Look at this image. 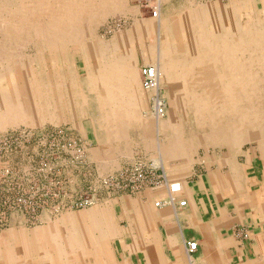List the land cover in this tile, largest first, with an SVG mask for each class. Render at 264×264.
Returning a JSON list of instances; mask_svg holds the SVG:
<instances>
[{
  "label": "rangeland",
  "instance_id": "obj_1",
  "mask_svg": "<svg viewBox=\"0 0 264 264\" xmlns=\"http://www.w3.org/2000/svg\"><path fill=\"white\" fill-rule=\"evenodd\" d=\"M8 1L11 2L8 4L11 5V8L19 6L17 1L20 0ZM16 3L17 7H14ZM124 5L126 6L118 7V10L111 7L109 12H107L108 9L106 10L105 14L102 12L101 15L99 13L86 19L84 28L74 29V32L71 30L69 35H66L64 50H61L57 55L53 54L49 59L45 57L30 63V68L35 69L39 74L38 81L42 84L46 97L43 103L40 102L42 112H38L40 116L42 115L41 117H37L36 114L32 121L16 120L13 123L0 126V238H8L11 232L19 229L25 230L27 233L34 232L35 229L47 225L48 222L54 221L66 212L79 214L78 212L83 213L96 209L97 212L94 211L96 214L93 218L97 219V222H102L103 219L107 231L121 229V225L124 224L120 212L121 201L139 195L146 189H152L147 187L135 192L127 188L129 178L135 169L157 168L160 170L162 168L164 170L167 168V163H162V161L164 162L165 156L176 148H182L191 153L194 157L193 161L196 163L229 155L235 158L234 156L247 149L251 152V156H255V149L263 145L264 140L258 137L244 140L239 142L240 144L235 143L236 140H230L229 145L218 140L215 141L213 137L220 131L217 132L218 123L216 124L213 118H215V113H220L217 118V122L220 119L218 126L227 122V117H225L227 116V93L224 91L226 86L224 84L227 83L225 75L228 74V78H230L232 70L231 66L225 69L224 63H222L224 52L220 47H223V43L226 42L224 37L230 35V43L242 47L243 51L248 45L246 46V43H242V41L252 37L249 45L253 48L257 43L255 36L257 39L262 38L264 33V0H125ZM0 8H2V4H0ZM154 8L157 9L156 16L153 15ZM215 12H220L218 21L215 18ZM190 14H193V17ZM194 15L199 21L193 19ZM227 20L229 25L231 24L230 28L232 26L231 32L233 33L226 34L224 32L223 25ZM43 21L46 20L43 19ZM245 26H250V29H253L252 31L246 30L248 31L247 35L242 33ZM142 27L145 29H142L144 32L141 35L138 31ZM131 29H134V35H128L121 43L122 41L118 37L124 36ZM73 33L77 35L76 38ZM245 36L248 38H244ZM234 37L236 39L241 37V39L236 40ZM78 40L85 41V43L80 45ZM216 40L218 43L215 42ZM220 40L222 44H220ZM168 42L172 47L176 46L175 49H167V51L162 49L163 45H169ZM204 43H207V47ZM212 43L219 45V57H217L218 55L214 56L217 57V62L214 58L211 61L213 55L209 48ZM181 44L188 48L196 47V44L202 47L196 50L197 60L200 56H204L200 58L202 64L199 65L196 59H192V57L195 58V54L191 55L195 51L194 49L181 50L178 48ZM29 46L28 53L35 54L37 51L31 44ZM37 46L40 50L38 52L40 57L42 54H47L42 51L40 43ZM260 47L262 46L260 45L257 51L251 49L253 51L246 50L248 52L243 53L238 48L234 52L237 57L238 70L240 71V62H244L246 66L243 68L247 73V79L255 81L260 89L253 94L255 95L253 99L244 101L238 99L240 107L236 110L243 111L245 108L251 111L252 109H247V105H255V103H260L257 104L260 107L264 105V65L256 62L262 56L264 57V52L260 51ZM14 49V54L19 55L20 49L17 47ZM117 49H121V51H117ZM200 50L202 55L198 52ZM163 53H165L164 60L171 62L167 67L169 68L167 70L169 77L162 72L159 86L158 84L157 87L153 86V90L145 88L139 77V87L144 93L143 99L131 92V100H122L123 103L127 102L129 106L134 107L133 111L136 112L133 114L131 113L133 111L128 110L130 113L125 114L129 119L128 122L121 120L117 117L121 115L119 112L123 111H119L117 108L120 100L115 101L117 99H114V94L105 95L103 93L104 87L100 85L102 82H99V79L103 77L99 71L107 72L110 78L112 72L110 67L112 65L116 72L117 63L119 67H122L123 78L127 82L125 72L126 68L129 69L130 62L137 67L139 76V70L142 67L154 66L152 65L154 63L156 65V60L148 59L149 55L155 54L154 57L159 60L163 59ZM247 62L249 67H247ZM201 67L206 70L201 71L203 74L201 79L197 77L195 80ZM95 69L98 74L95 73ZM192 74L196 76L194 77ZM187 75L192 78V81ZM219 78L224 79L220 80ZM115 83L112 85L114 88L117 86ZM197 84L198 86H196ZM53 86L54 88H52ZM212 88L216 90V93L214 89L211 90ZM216 88H220L218 90L221 93ZM229 88L231 89V82H229ZM155 95H160L165 104V114L159 119L154 118L155 116L151 114ZM198 102L204 106L200 107ZM135 114L138 116L135 117ZM169 115L170 117L174 115L171 120ZM196 117L198 118L197 122L199 121L198 124L195 121ZM146 119L149 125L145 121ZM157 120H159L158 123ZM223 125L220 127L222 128ZM144 130L148 136H145ZM242 133L253 135L256 131L250 126H244ZM140 135L145 136L143 139L146 141L150 138L149 147L139 148V143L135 144V139L137 142ZM90 218L93 220L92 217ZM113 225H115L114 229ZM231 232L239 238H245V236H241V229L235 228ZM106 239L109 241L113 257L117 260L116 256L119 254L118 249L121 241L117 240L114 234H109Z\"/></svg>",
  "mask_w": 264,
  "mask_h": 264
},
{
  "label": "bare ground",
  "instance_id": "obj_2",
  "mask_svg": "<svg viewBox=\"0 0 264 264\" xmlns=\"http://www.w3.org/2000/svg\"><path fill=\"white\" fill-rule=\"evenodd\" d=\"M161 1H165V0H161ZM17 2H19L18 3L19 6L17 7V3H16V6H14V7H17V8H11L10 7L11 5H8L9 3H11L10 1H8V0H1L0 1V4H2V8H0V19H3V20H0L1 21L0 22V126L3 124H6V123H13L16 120H30V121H32V119L33 120L35 119L34 116L36 114H37V117L40 116V113L38 111L42 112L41 111L42 105L40 104V102L43 103V101L45 100L46 94L42 88L43 87L42 84L38 81L39 80L38 72L35 71V69L32 70V68H30V63L39 61L45 57H48V59H49V57H51L53 54L57 55L61 50H64L63 45H65L64 39H66L65 38L66 35H69L71 30H73L72 32H74V29L80 30V29L84 28V25H85L84 22L86 19H90V17H92L94 15H98L99 13L101 15L102 12L105 14L106 10L108 9L107 12H109V8L111 9V7L118 10V7L121 8L122 6H126V5H124L125 0H20ZM134 9H136V8L134 7ZM134 11H136V10H134ZM219 14H220V12L219 13L215 12V18L217 21L219 19ZM246 14H248V13H246ZM6 15H7V17L5 18ZM192 15L193 14H190V16H192ZM201 17H202V15H201ZM43 19L46 21H43ZM193 19L195 21H199V20H197V17H195V15H194ZM198 19H199V17H198ZM191 21H193V20H191ZM202 21H203V19H202ZM200 23H202V22H200ZM191 25H192V23H191ZM230 25L228 23V20L226 22H224L223 27H224V32L226 34H229V32H231L232 26L230 28ZM86 26H87V24H86ZM203 26H206V25H203ZM203 26H202V28H203ZM197 27H199V26L197 25ZM178 28H179V26H178ZM192 28H193V25H192ZM30 29H31V32H30ZM140 29L141 30H139L138 33L143 34L144 30L142 31V29H145V28L142 27ZM248 29L251 30L250 26L249 27L245 26V29H243V31L242 30L241 31H242V33L244 32L243 34L247 35L246 32L249 31ZM246 30H248V31H246ZM254 30H256V29H254ZM233 31H234V29H233ZM201 32H203V30ZM134 33H135L134 29L133 30L131 29L126 34H124V36H119L118 38L122 41L121 43H123L124 39L127 38L128 35H134ZM231 33H233V32H231ZM258 33H259V31H258ZM73 35H75V34L73 33ZM213 35L215 37V34H213ZM239 35H238V37H239ZM76 36L77 35H75V38H76ZM229 36L227 35L224 37L226 39L225 40L226 42L224 41L225 43H223L224 44L223 47H220L224 52L222 63H224L225 69H227L229 66H231L230 68L232 70V73L230 74L231 77L229 76L231 79L228 78V74H227V75H225L226 76L225 79H226L227 83H225V84L222 83V84L226 85L225 87L224 86H222V87H224V91H226V93H227V96L225 95L227 97V105H226L227 109L225 108L226 113H227V116H225V117H227V122H225L226 121L225 120L224 121L225 123H223L224 125L221 124L225 127L222 126V128H221L220 127L221 125L218 126V124H220V119H219V122H217V118H218V115H220V113H215L216 119L215 118H213V119H214L216 124L218 123L217 124L218 129L217 128L216 129H217V132L220 131V133H217L213 137V139H215V141L218 140V141L222 142L223 144H226V143L228 144L230 142V140H234V141L236 140L235 143H237V142L241 143L244 140L255 139L256 137L262 138L264 140V105H262L261 107H260V105H257L260 103H255V105L254 104L247 105L246 106L247 109H252L251 111L246 110L245 108L243 111L236 110V108L239 109V107H240L238 105L240 103V102H238V99L240 101L241 100L244 101L247 99H253V97L255 96L253 94L258 92V90H260V89L257 87L255 81H253L251 79H247V73L244 71V68H243V66H246L244 64V62L243 63H242V61L240 62L241 63L239 65L240 71L238 70L237 61H236L237 57H236L234 52L237 51L238 48H240V46L238 47V46L230 43L231 39L229 38ZM263 36H264V33L262 35V38L257 39V37L255 36L257 43L255 42L256 45L253 48L251 47V45H249L251 40H252V37H251V39L247 37L248 38L247 39L245 36L244 38H246L247 40L245 39L246 41H244V42L242 41V43H246V46L247 45L248 46L245 48L244 51L242 50V47H241L239 49V51L242 50L243 53L246 50L250 51L251 49H254L255 51H257V50H259V46L261 45L262 47H260V51L264 52V37ZM185 37H186V35H185ZM235 37L237 38V36H235ZM194 38H196V37H194ZM211 39L213 40V38H211ZM238 39H241V37ZM238 39H236V40H238ZM78 41H80V45L85 43V41L82 42V40H78ZM239 41H241V40H239ZM239 41H237V42H239ZM215 42L218 43L217 40ZM220 42H221V40H220ZM38 43H40V45L42 47V51L47 53V54H42L41 57L39 56V53H38L40 51L38 49V46H37ZM209 43H211V42H209ZM233 43H234V41H233ZM30 44L33 46L35 51H37L35 54L30 55L28 53V46ZM165 44H167V43L165 42ZM206 44L204 43V45L207 47ZM220 44H222V42ZM239 45H241V44L239 43ZM220 46H222V45H220ZM14 47H17L18 49H20L19 55L14 54V50H15ZM175 47L176 46L172 47L171 44L169 43L168 46L163 45L162 49H166V51H167V49H172V48L175 49ZM178 48H181V50L182 49L187 50L188 47L184 44H181V45H179ZM189 48L195 50L193 53H191L192 56H194V54H195V58L192 57V59H194V60L196 59L197 64H198V62H199V65L202 64L200 61V58H202L204 56H202V57L200 56L199 60H197L198 53L196 51V50L201 49L202 47H199L196 44V47H189ZM148 49H149V47H148ZM209 49L211 50V51L210 50L209 51L213 55L211 61L213 60V58L216 60V58L219 57V51H218L219 45L212 43V44H210ZM251 51H253V50H251ZM198 52L200 55L203 54V53H201V50ZM210 52H205V53H210ZM246 52H248V51H246ZM164 54L165 53H163V55H162L163 59H159V60H157V58L154 57L155 54L148 56L149 57L148 59L150 61L156 60V65H155V63L152 65H154L153 67L155 68V71H156V74L158 77V86H159V82L161 80L160 79L161 73L164 72L167 75V70L169 69L167 67H169L168 65L171 64L170 61L164 60V57H163ZM183 55H185V54H183ZM187 56H189V54H187ZM205 56H207V54H205ZM214 56H217V57L215 58ZM190 59H191V57H190ZM203 59H205V58H203ZM169 60H170V58H169ZM217 60H216V62H217ZM238 60H239V58H238ZM122 61H121V63H122ZM243 61H244V58H243ZM203 62H204V60H203ZM256 62L264 65V57L262 56L261 59L257 60ZM187 64H189V63H187ZM194 65H196V64L194 63ZM116 66H117V63H116ZM128 67H129V69L127 70V68H126V72H125V75L127 78V85H128L127 87H129L131 92H133V95L137 94V96L140 99H143L144 93L141 90L142 88L139 87V85H140L139 84L140 83L139 77L142 79V74L140 71L141 69L139 70V76H138L137 67L135 66V64L130 62ZM203 67H208V66H203ZM247 67H249V63H248ZM87 69H89V68H87ZM110 69L112 71V72L110 71L111 72L110 78L108 77L107 72H105V71L100 72L99 71V74H101L103 77V78L99 79V82L103 83V84L101 83L100 85H103L102 86V87H104L103 93H105V95L106 94H112V95L114 94V99H118L117 98L118 95L122 94L124 92L121 90H118L117 86L115 88H114V86H112V85H114L116 80H119L117 78L118 77V74H117L118 70L116 68V72H115L114 71L115 69H113L112 65H111ZM203 69H205V68H203ZM203 69L201 67V70H200L198 76L195 75L196 77L194 76V74H192L195 77V80H197V77L199 79L202 78L203 74L201 73V71ZM207 69H209V68H207ZM96 72H97V70L95 69V73ZM209 72H211V71H209ZM108 73H109V71H108ZM96 74H98V73H96ZM217 75H218V73H217ZM97 77H98V75H97ZM111 77L114 79H112ZM187 77H188V75H187ZM187 79H186V81H187ZM189 79L191 80L192 78H189ZM222 79H224V78H222ZM222 79H220V80H222ZM229 79H230V81H229ZM165 80L168 81L170 79H168V80L165 79ZM202 80H204V79H202ZM206 80H207V78H206ZM191 81H189V82H191ZM199 81L201 82V80H199ZM229 82H231V89L229 88ZM51 83H52V80H51ZM109 84H111V85L108 86ZM115 84L117 85V82ZM194 84H196V83H194ZM54 85H55V82H54ZM142 85H143V82H142ZM191 85H193V84L191 83ZM196 86H198V84ZM193 87H195V86H193ZM201 87L203 88V85ZM52 88H54V86ZM145 88H152V90H153L154 87H145ZM114 89H115V91H113ZM195 89H193V90H195ZM213 89L214 88H212L211 90H213ZM218 89L220 90V88H218ZM221 89H223V88H221ZM202 93H204V92L202 91ZM215 93H216V90H215ZM174 95H176V94H174ZM204 96H206V95H204ZM208 97H210V96H208ZM245 97H246V99H245ZM192 98H193V96H192ZM169 100H171V99H169ZM120 101H122V100H120ZM187 104H190V103H187ZM198 104L200 105V102H198ZM202 106H204V105H202ZM202 106L200 105V107H202ZM221 106L222 105L220 104V107ZM230 108H232V110H230ZM241 108L243 109V107H241ZM213 109H214V107H213ZM120 110H122V109H120ZM199 110H198V112H199ZM202 110L204 112V109H202ZM221 110H223V109H221ZM45 111H44V113H45ZM164 111H165V109H164ZM192 111H193V108H192ZM120 112H119V114H121ZM151 112H152L151 114L153 116H155L154 118H156V119L157 118L159 119V117H162L160 115H155L157 113H155L154 111H151ZM128 113H130V112H128ZM196 113H197V111H196ZM172 114H173V112H172ZM46 116H49V115H46ZM137 116L138 115L135 114V117H137ZM173 116H171V117L173 118ZM117 117L121 118V120H123V121L126 120L128 122V120H129L128 117L125 115H123V116L118 115ZM171 117L169 115L170 120H171ZM197 117L199 118V116H197ZM197 117L195 118L196 122L198 119ZM36 120H37V118H36ZM145 121H147V123H148L147 119ZM158 121L159 120H157V123H158ZM208 121L210 122V120H208ZM22 122H24V121H22ZM198 122H197V124H198ZM147 123H145V124H147ZM27 124H29V123H27ZM32 125H33V123H32ZM148 125H149V123H148ZM244 126H250L253 130L256 131V133L253 135H250L248 133H246V134L242 133V127H244ZM171 129H173V128H171ZM221 131H222V133H221ZM212 133H213V131H212ZM232 144H234V143H232ZM262 144H263L262 146L264 147V143H262ZM234 145L237 146V144H234ZM161 146L163 147V145H161ZM230 147H231V145H230ZM159 148H160V146H159ZM170 148H171V146H170ZM163 149H165V148H163ZM231 170L233 171V169H231ZM235 176L233 178H235ZM236 182H237V180H234V183H236ZM239 186H240V184H239ZM235 187L238 188L237 186H235ZM169 202H171V199ZM159 204H160L159 201L155 202L156 206H158ZM94 211L97 212V209ZM94 211H92V210L88 211V212L85 211L83 213L78 212L79 214L66 212V213L62 214L59 218H56L54 221L48 222L47 225L42 226L41 228L35 229L34 232L27 233L25 230L19 229V230H15L14 232H11L9 234L8 238H0V264H104V263L116 264V262L112 258V253H111L109 241L106 239L108 237V235L112 233V231L109 232V230L107 231V229H105L107 227L105 226L103 219H102V222H97V219L93 218V216H95V214H96V212H94ZM86 212H87V214H85ZM90 217H92L93 220H90L91 219ZM99 223H101V224H99ZM104 232H105V234H104ZM140 245L141 244L137 240H134V242L131 245H129L128 248H130L131 250H136L137 247H140ZM185 255H186V253H185ZM118 264H127V262L124 259L122 262H118Z\"/></svg>",
  "mask_w": 264,
  "mask_h": 264
},
{
  "label": "crops",
  "instance_id": "obj_3",
  "mask_svg": "<svg viewBox=\"0 0 264 264\" xmlns=\"http://www.w3.org/2000/svg\"><path fill=\"white\" fill-rule=\"evenodd\" d=\"M116 68L117 89L124 92L117 98L131 100L122 67ZM118 105L121 115L134 108L123 101ZM144 137L135 139L139 148L150 146V138ZM254 152L251 156L247 149L235 158L229 155L196 163L185 149L168 153L162 161L167 163V184L120 203L124 224L121 229L113 225L112 231L121 241L117 260L112 253L116 264L124 259L127 264H187L184 245L189 240L198 244L197 264H264V147ZM182 200L185 204L180 206ZM235 228L244 231L245 238L232 233ZM134 240L141 245L131 250Z\"/></svg>",
  "mask_w": 264,
  "mask_h": 264
},
{
  "label": "built area",
  "instance_id": "obj_4",
  "mask_svg": "<svg viewBox=\"0 0 264 264\" xmlns=\"http://www.w3.org/2000/svg\"><path fill=\"white\" fill-rule=\"evenodd\" d=\"M153 15H157V9L154 8ZM141 74H142V82L145 87H157L158 84V77L155 71V68L153 66H144L141 68ZM165 104L160 97V95H155L152 102V111H154L155 115L163 116L165 111ZM167 184V178L164 170L162 168L157 169H146L143 168L135 169L130 178H129V185L127 188L131 189V191H139L143 188H154L158 187L160 185ZM185 204V200L181 201L179 203L180 206ZM241 236H245V232H241ZM197 242L196 241H186L184 245L186 258H187V264H197L194 260V254L197 252Z\"/></svg>",
  "mask_w": 264,
  "mask_h": 264
}]
</instances>
